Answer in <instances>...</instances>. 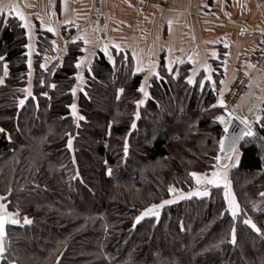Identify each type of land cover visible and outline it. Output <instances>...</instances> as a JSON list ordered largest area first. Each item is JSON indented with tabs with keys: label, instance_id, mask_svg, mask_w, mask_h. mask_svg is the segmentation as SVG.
Listing matches in <instances>:
<instances>
[{
	"label": "trees",
	"instance_id": "1",
	"mask_svg": "<svg viewBox=\"0 0 264 264\" xmlns=\"http://www.w3.org/2000/svg\"><path fill=\"white\" fill-rule=\"evenodd\" d=\"M4 15L0 197L7 211L32 222L8 224L0 264H264V236L243 223L251 218L264 230V106L229 169L235 218L224 186L208 184L207 195L164 204L158 216L137 221L170 193L192 190L190 173L215 171L220 74L213 85L200 86V76L190 84L189 64L167 71L161 60L142 98L143 73H134L126 50L97 51L82 69L83 44L69 42L61 63L42 71L53 35L39 28L30 69L25 45L33 43L19 19ZM26 88L32 95L20 106Z\"/></svg>",
	"mask_w": 264,
	"mask_h": 264
},
{
	"label": "crops",
	"instance_id": "2",
	"mask_svg": "<svg viewBox=\"0 0 264 264\" xmlns=\"http://www.w3.org/2000/svg\"><path fill=\"white\" fill-rule=\"evenodd\" d=\"M0 4L15 5L29 26L43 24L42 27L54 29L47 30L53 35V47L46 58L57 65L69 42H82L84 51L90 55L89 60L97 51L111 55L112 49H116L114 45H119V50L130 53L134 73H143L144 88L153 76V69L157 72L163 60L167 71L170 61L171 70L175 71L189 64L193 83L198 76L211 82L213 74H220V97L229 88L235 73L243 70L249 77V84L236 114L247 117L250 127L261 116L264 62L259 67L252 66L248 63V55L256 47L264 27V0H157L152 3L140 0H0ZM2 12L19 19L14 9L5 8ZM78 36L85 37L89 43L75 39ZM35 38L36 35L30 41L28 37L29 43L34 44ZM105 45L107 53L103 50ZM205 65L210 71H205ZM137 67L143 71H135ZM238 153L223 173L227 179L229 169L238 161Z\"/></svg>",
	"mask_w": 264,
	"mask_h": 264
},
{
	"label": "snow or ice",
	"instance_id": "3",
	"mask_svg": "<svg viewBox=\"0 0 264 264\" xmlns=\"http://www.w3.org/2000/svg\"><path fill=\"white\" fill-rule=\"evenodd\" d=\"M5 8L14 9L15 10V15L17 17H19L20 20L25 21L24 27L25 28L29 27V24L25 20L24 15L18 9H16L15 5L0 4V12H2ZM42 26H43V24H42ZM48 31H54V29L49 27ZM75 39L83 40V42L85 44L89 43V41L83 36H78ZM25 47L30 48L31 45H25ZM114 47L117 50H119V48H120L119 45H114ZM103 50L105 51V53H107V51H108L107 45H105ZM213 55H215V54H213ZM133 58H135V52H133ZM110 59H111V57H110ZM0 60H3V57H0ZM171 63L172 62L170 61L168 63V65H167V67L169 68V71H171ZM29 66H31V61H29ZM41 67H45V65L42 64ZM76 67L77 68L81 67V64H80L79 61L77 62ZM204 67H205V71H210V69H209V67L207 65H205ZM5 69H6V66H5ZM135 71L139 72V71H143V69L140 68V67H137ZM5 74H6V71H5ZM152 74L156 75L159 78V74L155 71V69H153V73ZM76 78L78 80L82 79V77L79 74H77ZM206 79H210V77H206ZM0 83H3V80H0ZM188 83H190V84L193 83L192 77H188ZM201 83H203V82H201ZM50 87L54 88L55 85H50ZM22 91L25 92L26 95H25L24 98L19 100V105L20 106H23L25 104L26 99L29 96L32 95L30 88L23 89ZM72 91L75 92V88H73ZM119 91L123 92V89H120ZM138 91L142 92L145 97L149 96V93L147 91H145V88H144L143 84L140 86ZM45 95H47V94L45 93ZM144 102L145 101L143 99L139 100V101H136V105L137 106L142 105ZM218 104L220 106L226 107L225 101L222 98L218 100ZM71 107L73 109V115H76V112H75L76 106H75V104H73ZM213 107H215V105H213ZM136 115L138 117L139 113H136ZM232 118H235V119L239 120L240 123L243 124L245 127L242 128L241 134L239 136L230 137V138L221 137V139L219 141V144H220V151L221 152H224L225 149L227 148L230 152L235 154L237 152V143H238V141L243 140L245 137H252L254 135V133L252 132L251 128L248 127L250 122L247 120V117H245L243 115H237L235 113V111H232V112L228 113V119L227 120L225 119L224 116L215 117L216 120L220 121L222 124L225 125L224 131L226 133L228 131V124L231 123ZM78 119L82 120V119H84V117L80 116V117H78ZM259 119L260 118L257 117V120H259ZM135 127H136V124H135V121H133L132 128H135ZM0 131H3V129H0ZM226 139L228 140L227 144H226ZM71 146H72V138L69 137L68 147L71 148ZM124 151H125V154H127V142H125ZM220 159H221V157L219 155L216 156V160L217 161H219ZM107 174L111 175V169H108V173ZM190 175L196 180V183L198 185L199 184L218 185V184L222 183L223 186H224V189H225L224 198H225V201L227 202V205H228V211L231 212V215H232L233 218H235L237 216V213L240 211L239 205L237 204L234 195L231 193L230 181L227 179L226 175L222 174L220 171H213L210 177L205 175V174H198L196 172H192V173H190ZM173 191H175V189H173L172 187H169V192H173ZM189 195H191V193H189ZM196 195H207V193L206 192H197ZM261 195H264V193H261ZM178 198H183V197H178ZM0 199H3V198L0 197ZM172 202H173L172 200H164V201H162V203L160 205H156V204L151 205L149 208L145 209L143 213H141V216H138L136 218L137 221H139L143 216H150V215L158 216L159 212L155 211V209H158V208L162 207L164 204H170ZM253 207L255 208V205ZM15 215H16L15 213H8L6 211V209H4V206L0 205V254H2L4 252V250H5L4 249V245H3V237L5 235V225L7 223H11V224H14V225L20 223L19 220L14 218ZM31 222L32 221L29 220L27 217L24 218V223L25 224H30ZM243 223L245 225H248L253 231L257 232L261 236H264V230L260 229L257 226V224L252 221L251 218H246L243 221ZM231 235H232V242L235 243L236 242L235 227L232 228Z\"/></svg>",
	"mask_w": 264,
	"mask_h": 264
},
{
	"label": "rangeland",
	"instance_id": "4",
	"mask_svg": "<svg viewBox=\"0 0 264 264\" xmlns=\"http://www.w3.org/2000/svg\"><path fill=\"white\" fill-rule=\"evenodd\" d=\"M0 14L1 15H3V16H5L4 14H7V13H4V12H0ZM36 18H38L37 16H36ZM4 20H6V19H4ZM37 20H40L39 18L37 19ZM38 22H42V20L41 21H38ZM24 23H25V21L22 23L21 22V24H22V26L24 27ZM32 26V25H31ZM29 26L28 28H25L24 27V29H25V31H27L26 32V34H27V36L29 37V40L30 41H32V37L34 36V35H36V33H35V30H36V28H39L40 30H44V31H47L48 30V28L49 27H42V26ZM44 43L46 42V40H44L43 41ZM34 50H35V45L33 44V48L31 49L30 48V50H29V48H28V50H27V55H28V63H29V61H31V63H32V55H33V53H34ZM87 50V49H86ZM50 52V51H49ZM49 52H46V54L43 56V58H42V61H41V63H40V66L43 64V65H45V67H42V71H44V72H49V74L51 73V71H52V69L53 68H50V60H49V57H47L46 58V55H48L49 54ZM87 52L88 51H84V48H83V54H85L84 55V57H83V60L81 59V61H80V64H81V68H82V63L84 64V66L85 67H87V65H89L90 64V62H91V59L89 60V54H87ZM30 53V54H29ZM112 60V59H111ZM53 65H55V66H57V62H55V63H53ZM52 67V66H51ZM29 68L31 69V66H29ZM83 69V68H82ZM79 75L81 76L82 74L81 73H79ZM82 77V76H81ZM202 77L203 76H200V78H199V85L200 86H202L203 84H204V80L202 79ZM212 81L210 82V84H212L213 85V83L215 82L213 79H211ZM82 81V80H81ZM201 82H203V83H201ZM249 84V83H248ZM79 85V84H78ZM78 85H75L74 87H75V89H79V86ZM247 87H248V85H247ZM145 91H146V88H145ZM141 94H142V98H143V93L141 92ZM238 104H239V102L237 103V106H236V109L235 110H237V107H238ZM220 107H222V106H220ZM262 112V111H261ZM218 116H223V114H219ZM226 119V118H225ZM218 121V120H217ZM218 122H220V121H218ZM220 124H222L221 122H220ZM222 126H224V124H222ZM232 163H233V161H232ZM231 163V164H232ZM231 166V165H230ZM213 172V171H212ZM224 174H225V171L223 172ZM222 173V174H223ZM212 173H210V174H206V175H211ZM193 180H194V182H195V185H194V188L192 189V190H190V191H187V192H183V193H170V197H169V199L168 200H172V201H177V200H181V199H185V198H190V197H194V196H196V197H201V196H205V195H196V193L197 192H206V193H208V190H207V186H208V184H197L196 183V180L193 178ZM221 185H223L222 183H221ZM211 188V187H210ZM224 191H225V189H224ZM189 193H191V195H189ZM178 197H183V198H178ZM0 204H2V205H4V209H6V204H4L3 202H2V200L0 199ZM159 209L160 208H158V209H155V211H157V212H159ZM6 211H7V209H6ZM8 213H15L16 215L14 216V218L15 219H17V220H19L20 221V219H23L24 220V218L25 217H27L28 218V216L26 215V214H24V213H21V212H11V211H7ZM150 216H155V215H150ZM144 217V216H143ZM29 219V218H28ZM4 239V238H3ZM1 255V254H0Z\"/></svg>",
	"mask_w": 264,
	"mask_h": 264
},
{
	"label": "built area",
	"instance_id": "5",
	"mask_svg": "<svg viewBox=\"0 0 264 264\" xmlns=\"http://www.w3.org/2000/svg\"><path fill=\"white\" fill-rule=\"evenodd\" d=\"M142 3H152L157 0H140ZM264 62V27L262 33L260 34L259 40L256 47L248 55V63L252 66L259 67ZM249 83L248 75L243 71H237L234 75V78L222 96V99L225 101L226 107L222 106L223 109H226L230 112L235 111L238 101L240 100L242 94L244 93L247 85ZM23 221V219H20Z\"/></svg>",
	"mask_w": 264,
	"mask_h": 264
},
{
	"label": "water",
	"instance_id": "6",
	"mask_svg": "<svg viewBox=\"0 0 264 264\" xmlns=\"http://www.w3.org/2000/svg\"><path fill=\"white\" fill-rule=\"evenodd\" d=\"M228 113H229L228 110H223L222 111V114L226 118V120L228 119ZM244 127L245 126L243 124H241L239 120H237L235 118H232L231 123L228 124V131H227V133L224 131L225 125L222 127L220 139H221V137H228V138H230V137L239 136L241 134L242 128H244ZM247 138H251V137H245L243 140L238 141V143H237V152L239 151V149H240L241 145L243 144L244 140L247 139ZM220 139H219V141H220ZM227 143H228V140L226 139V144ZM237 152L235 154H233L227 148L225 149L224 152H221L220 151V144H219L218 145V151H217V155L216 156L219 155L221 157V159L219 161L216 160V168H215V171H220L221 173H223L224 171H226L230 167V165H231L232 161L234 160V157L236 156ZM8 224L9 223H7L5 225V235H4L3 238L6 237V229H7ZM20 225L23 226V225H27V224H25L24 221H22L20 223Z\"/></svg>",
	"mask_w": 264,
	"mask_h": 264
}]
</instances>
